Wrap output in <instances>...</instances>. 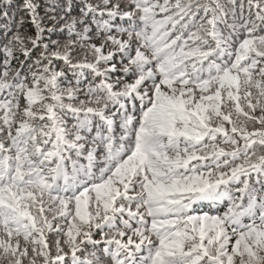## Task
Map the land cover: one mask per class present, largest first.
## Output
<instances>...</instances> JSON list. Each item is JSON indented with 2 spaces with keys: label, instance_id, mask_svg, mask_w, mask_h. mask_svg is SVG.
<instances>
[{
  "label": "snow or ice",
  "instance_id": "snow-or-ice-1",
  "mask_svg": "<svg viewBox=\"0 0 264 264\" xmlns=\"http://www.w3.org/2000/svg\"><path fill=\"white\" fill-rule=\"evenodd\" d=\"M0 264H264V0H0Z\"/></svg>",
  "mask_w": 264,
  "mask_h": 264
}]
</instances>
